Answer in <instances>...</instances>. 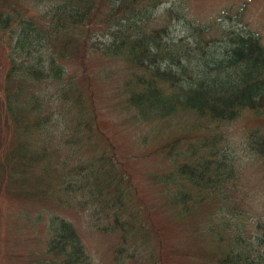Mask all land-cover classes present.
I'll list each match as a JSON object with an SVG mask.
<instances>
[{
    "label": "trees",
    "instance_id": "1",
    "mask_svg": "<svg viewBox=\"0 0 264 264\" xmlns=\"http://www.w3.org/2000/svg\"><path fill=\"white\" fill-rule=\"evenodd\" d=\"M184 1L0 0V130L9 136L0 142V191L31 203L18 210L29 239L44 222L29 264H92L61 210L83 212L112 239L111 264H165L151 211L100 130L89 57L123 66L98 75L121 76L110 91L117 106L147 125L151 156L171 163L151 179L164 208L178 223L205 217L191 226L195 254L207 264H264V223L253 218L249 230L244 166L221 131L245 112L262 120L243 136L249 163L264 167V45L215 22L189 23V35L175 39L170 17L186 18L176 6Z\"/></svg>",
    "mask_w": 264,
    "mask_h": 264
},
{
    "label": "rangeland",
    "instance_id": "2",
    "mask_svg": "<svg viewBox=\"0 0 264 264\" xmlns=\"http://www.w3.org/2000/svg\"><path fill=\"white\" fill-rule=\"evenodd\" d=\"M28 6L30 3L27 1L25 7ZM176 6L179 7L177 9L179 13L181 10L185 11L186 18L180 14L170 17L171 34L175 39L189 35V23L212 24L215 22L222 27L230 28L235 25L239 27L237 30L251 31L259 36L264 45V0H185ZM86 65L87 75L91 77L94 88L100 130L102 135L115 146L119 161L125 167L126 172L131 174L139 195L151 211L153 223L158 229L164 245L163 262L165 264H207L205 258L202 260L195 254L196 247L192 246L193 240L191 239L193 235L191 226H202L206 221L205 217L199 219L194 217L189 223H178L164 208V198L160 197L158 189L153 186L151 179L155 175L165 174L171 168V163L162 160L159 156H151L155 153L156 143L153 139L145 137L147 125H137L132 120L133 113L131 111L125 112L124 109L117 106L118 99L114 98V93H110V91L114 84L118 85L121 76L107 79L98 75L102 67L117 71L123 67L122 64L118 62L115 64L99 57H89L86 60ZM5 66V58L0 53V70L3 71ZM100 74H103V70L100 71ZM2 120L0 118L1 122ZM261 124H263L262 120L245 112L239 120L228 127L224 126L221 130L226 138V146L234 154V159L244 166L238 180V187L241 189V193L246 196L240 201L242 208L251 213V220H248V226H251L249 230H253V218L261 217L264 223V207L263 204H260L264 196V167L259 162L249 163L251 159L244 147L243 134ZM8 138L5 131L0 130L2 145ZM1 150L2 148H0V152ZM21 207L30 208L31 203L24 204L23 200L9 197L4 190L0 191V264H29V259L26 260V257L34 253L32 251L37 245L42 249L44 237L41 233L44 222H40L42 227L33 229L29 239L28 230H25L27 227H21L22 222L25 223L24 213L18 212ZM205 210L209 211L210 207L208 206ZM59 213L70 219L75 225L92 264H111L113 250L111 238L92 231L86 224L83 212L61 210ZM46 217L47 215L42 219L45 221ZM203 245L208 246L209 243L205 241ZM21 254L23 258H20ZM37 257L39 259L42 256L37 255ZM29 258L31 259V257Z\"/></svg>",
    "mask_w": 264,
    "mask_h": 264
},
{
    "label": "bare ground",
    "instance_id": "3",
    "mask_svg": "<svg viewBox=\"0 0 264 264\" xmlns=\"http://www.w3.org/2000/svg\"><path fill=\"white\" fill-rule=\"evenodd\" d=\"M230 28L237 30L239 27L234 25V26H230Z\"/></svg>",
    "mask_w": 264,
    "mask_h": 264
}]
</instances>
